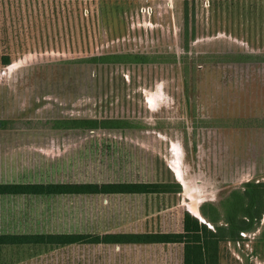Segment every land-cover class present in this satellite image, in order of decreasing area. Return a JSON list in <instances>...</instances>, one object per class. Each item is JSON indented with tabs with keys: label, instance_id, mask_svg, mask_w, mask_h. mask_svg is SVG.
<instances>
[{
	"label": "rangeland",
	"instance_id": "obj_1",
	"mask_svg": "<svg viewBox=\"0 0 264 264\" xmlns=\"http://www.w3.org/2000/svg\"><path fill=\"white\" fill-rule=\"evenodd\" d=\"M110 55L148 61L90 60ZM1 56L11 64L0 65V120L16 129L0 132V182L182 186L178 196H83L65 231L180 233L191 206L219 208L245 183H264V0H0ZM70 119L135 128H51ZM263 228L264 215L253 233L221 243L219 264H264ZM1 256L3 264H182V246L4 248Z\"/></svg>",
	"mask_w": 264,
	"mask_h": 264
},
{
	"label": "trees",
	"instance_id": "obj_2",
	"mask_svg": "<svg viewBox=\"0 0 264 264\" xmlns=\"http://www.w3.org/2000/svg\"><path fill=\"white\" fill-rule=\"evenodd\" d=\"M2 1H43V0H2ZM55 1V0H52ZM66 1V0H61ZM70 1V0H68ZM78 1V0H77ZM88 1V0H79ZM93 62L142 64L148 58L141 55L107 56L90 59ZM11 64L8 56L0 57V65ZM52 129L60 130H123L135 128L124 120L96 121L70 119L53 122ZM16 129L14 121L0 120V132ZM181 186L177 182L167 183H110V184H0V196L18 195H60V194H123L155 195L179 194ZM199 213L206 224L188 212L182 216L180 233H139L99 235H43L7 234L0 232V264L4 248L65 247L80 245H181L182 264H219L221 243H237L240 236L253 233L264 215V183L247 182L241 190L232 191L219 208L202 204ZM264 242V228L259 235Z\"/></svg>",
	"mask_w": 264,
	"mask_h": 264
},
{
	"label": "crops",
	"instance_id": "obj_3",
	"mask_svg": "<svg viewBox=\"0 0 264 264\" xmlns=\"http://www.w3.org/2000/svg\"><path fill=\"white\" fill-rule=\"evenodd\" d=\"M1 151V150H0ZM13 157V156H12ZM12 157L8 158L5 157L4 159L12 160ZM23 156L15 155L14 160L20 159ZM39 157V156H38ZM3 159V157H1ZM41 160H44L43 157H39ZM1 160V159H0ZM177 182V181H176ZM178 183V182H177ZM0 184H41V185H49V184H66V183H56V182H48V183H42V182H36V183H29V182H17V181H8V182H0ZM71 184V183H67ZM180 184V183H178ZM71 185H78V184H71ZM181 186V184H180ZM181 193H182V186H181ZM179 193V194H181ZM184 193V192H183ZM177 194V196L179 195ZM123 194H60V195H18V196H0V229L2 226L7 227V231H4L7 234H25L24 230L21 232H14L12 228L14 226H17L18 229L19 226H23L28 228L29 230H32L31 232H36L41 228V231H47V233L39 232L34 234H43V235H56V234H63V235H82V233H76V231H65V230H71L70 226L66 229V223L68 218H73V224L75 223L76 218V207L77 210L80 209V199L83 196H89V197H97V196H118ZM183 195V194H182ZM77 201V203H76ZM5 203V204H4ZM4 204V206H3ZM17 204H20V206L17 207L19 210L17 215L14 212V208L17 206ZM51 208H54L58 211V214H55V218L57 219L58 216L62 217V219H58L55 225H57V228L51 229L49 225V217L54 216V214H51ZM4 209V211H3ZM33 210V211H32ZM38 211V212H37ZM199 211V207H198ZM37 212V213H36ZM186 212L189 213V211ZM4 213V214H3ZM190 214V213H189ZM10 218L8 219L7 217ZM20 218H18V217ZM42 216V219H41ZM69 216V217H68ZM75 224L72 226L74 227ZM31 227V228H30ZM58 230L60 232L55 233H49L48 231H54ZM62 231V232H61ZM30 232V231H29ZM106 234H125V233H106ZM126 234H132V233H126ZM137 234V233H134ZM105 235V234H102ZM99 235V236H102ZM76 245L80 244H73L68 245L65 247H74ZM102 245V244H101ZM109 246V245H105ZM114 246H120V245H114ZM127 246V245H122Z\"/></svg>",
	"mask_w": 264,
	"mask_h": 264
},
{
	"label": "bare ground",
	"instance_id": "obj_4",
	"mask_svg": "<svg viewBox=\"0 0 264 264\" xmlns=\"http://www.w3.org/2000/svg\"><path fill=\"white\" fill-rule=\"evenodd\" d=\"M189 211H190V213L192 214V215H194L198 220H200V221H204V219L201 217V215H200V213L198 212V209H197V207L196 206H191L190 208H189ZM204 223H206L205 221H204ZM207 225H209V224H207ZM209 228H211L210 226H209Z\"/></svg>",
	"mask_w": 264,
	"mask_h": 264
},
{
	"label": "built area",
	"instance_id": "obj_5",
	"mask_svg": "<svg viewBox=\"0 0 264 264\" xmlns=\"http://www.w3.org/2000/svg\"><path fill=\"white\" fill-rule=\"evenodd\" d=\"M149 11H150V8H147V7H143V8H141V10H140V12L142 13V14H148L149 15Z\"/></svg>",
	"mask_w": 264,
	"mask_h": 264
},
{
	"label": "water",
	"instance_id": "obj_6",
	"mask_svg": "<svg viewBox=\"0 0 264 264\" xmlns=\"http://www.w3.org/2000/svg\"><path fill=\"white\" fill-rule=\"evenodd\" d=\"M199 222H201V223H203V224H206V223H204V221H200V220H199ZM206 225H207V224H206ZM207 226L209 227V225H207Z\"/></svg>",
	"mask_w": 264,
	"mask_h": 264
}]
</instances>
